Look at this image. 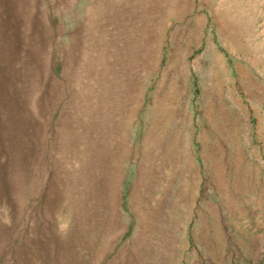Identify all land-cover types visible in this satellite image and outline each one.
Segmentation results:
<instances>
[{"label": "rangeland", "instance_id": "obj_1", "mask_svg": "<svg viewBox=\"0 0 264 264\" xmlns=\"http://www.w3.org/2000/svg\"><path fill=\"white\" fill-rule=\"evenodd\" d=\"M0 264H264V0H0Z\"/></svg>", "mask_w": 264, "mask_h": 264}]
</instances>
